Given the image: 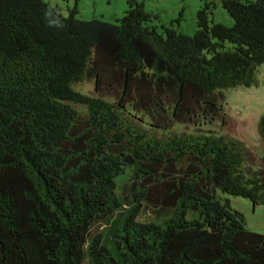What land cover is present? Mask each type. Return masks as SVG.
Instances as JSON below:
<instances>
[{"label": "trees", "instance_id": "trees-1", "mask_svg": "<svg viewBox=\"0 0 264 264\" xmlns=\"http://www.w3.org/2000/svg\"><path fill=\"white\" fill-rule=\"evenodd\" d=\"M0 0V264H264L263 153L224 91L258 86L264 0L194 36L137 0L114 23Z\"/></svg>", "mask_w": 264, "mask_h": 264}, {"label": "rangeland", "instance_id": "rangeland-1", "mask_svg": "<svg viewBox=\"0 0 264 264\" xmlns=\"http://www.w3.org/2000/svg\"><path fill=\"white\" fill-rule=\"evenodd\" d=\"M52 6H59L64 15L76 6V0H45ZM129 0H80L77 4L78 17L82 20L99 19L114 23L121 19ZM144 4L145 10L154 15L151 23L162 32L165 27H173L177 32L194 36L198 30L197 13L206 2L211 3L215 24L233 25V19L224 9L223 0H137ZM244 1V0H242ZM256 1V0H252ZM258 86L239 87L224 91L223 105L229 118V128L237 137L249 142L259 153H263L258 125L264 115V63L258 68ZM232 206L242 212L253 231L264 234V211L253 212L247 201L232 199ZM255 213V214H254ZM253 218H259L254 220ZM255 222L256 226H253Z\"/></svg>", "mask_w": 264, "mask_h": 264}, {"label": "crops", "instance_id": "crops-1", "mask_svg": "<svg viewBox=\"0 0 264 264\" xmlns=\"http://www.w3.org/2000/svg\"><path fill=\"white\" fill-rule=\"evenodd\" d=\"M256 210H253V212H255ZM255 214V213H254ZM254 220H258L259 218H253ZM264 221V218H261ZM253 226H256L255 222H253Z\"/></svg>", "mask_w": 264, "mask_h": 264}]
</instances>
